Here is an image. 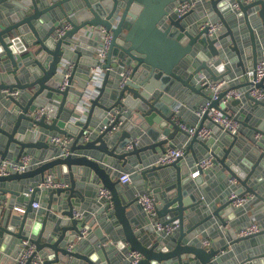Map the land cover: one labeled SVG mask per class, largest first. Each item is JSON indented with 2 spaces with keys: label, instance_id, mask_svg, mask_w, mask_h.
<instances>
[{
  "label": "water",
  "instance_id": "95a60500",
  "mask_svg": "<svg viewBox=\"0 0 264 264\" xmlns=\"http://www.w3.org/2000/svg\"><path fill=\"white\" fill-rule=\"evenodd\" d=\"M183 1L0 0V156L19 160L29 154L34 162L24 172L0 175V206L2 201L9 204L0 207V264H16L22 239L36 245L43 264H118L117 258L119 264H132V253L141 255L136 264H225L230 255L225 251L237 243L247 253L233 264H264V247H256L264 240V221L255 234L235 232L220 247L203 245L204 230L216 221L227 225L238 210L231 199L222 200L202 206L206 215L196 219L205 171L195 166L198 157H185L201 144L213 164L238 181L235 193L254 197L264 208V99L250 94L253 87L264 88V77L256 82L254 71L264 54V0H206L179 15L174 6ZM217 21L222 27L210 33L209 23ZM65 24L70 28L59 34ZM103 29L112 34L104 80L86 102ZM128 67L131 76L121 85L120 72ZM236 75L238 80L233 79ZM79 76L85 79L75 89ZM204 79L223 81L216 99L201 84ZM234 89L243 95L224 104ZM15 90L19 93L11 94ZM191 100L195 111L206 102L221 109L241 106L245 118L238 116L240 123L248 125L253 118L250 127L261 136L253 142V160L233 154L239 150L238 133L223 131V140L191 136L181 125L183 109L178 108ZM197 117L200 127L212 123L215 133L222 130L212 122L209 109ZM48 135L72 137L67 153L52 148ZM184 138V156L151 165ZM57 167L67 185L39 188L47 172L55 175ZM197 169L199 175L193 178ZM124 170L133 171L136 185L143 179L140 194L154 195L155 218L145 220L140 194L121 188ZM27 183L32 191L25 197L21 191ZM100 185L109 189L112 206L100 207L94 200ZM38 196L44 200L39 211L33 207ZM16 201L26 203L20 214L12 212ZM90 204L100 227L95 236L85 238L88 214L79 216ZM157 220H177L179 227L172 235H160L154 227ZM13 243L12 252L8 247Z\"/></svg>",
  "mask_w": 264,
  "mask_h": 264
},
{
  "label": "built area",
  "instance_id": "2783aa9c",
  "mask_svg": "<svg viewBox=\"0 0 264 264\" xmlns=\"http://www.w3.org/2000/svg\"><path fill=\"white\" fill-rule=\"evenodd\" d=\"M206 0H185L183 2H179L174 6V11L177 12L179 15H183L192 8H194L198 3L204 2ZM244 3H249L252 0H242ZM235 8H238V3L234 4ZM210 25V33L216 32L218 29L222 27V23L220 21L211 22ZM70 28V24H65L60 30L59 34H62L65 29ZM112 40L111 32H107L105 29L102 30V38L100 40V44L96 50V58L98 63L91 67L90 74L91 79L88 83V88L86 89V93L84 96V101L89 102L90 98L94 96L96 93L97 87L101 85L102 79L105 75V69L103 64L106 63V59L109 52V47ZM73 64L70 65L68 71L65 73L64 80L62 82V88L64 89L68 85V77L72 73ZM256 72V82L261 80L264 77V54L261 55L260 59L258 60L256 67L254 68ZM132 69L131 68H124L120 72V84L123 85L124 82L131 76ZM250 73V72H249ZM202 85H206L209 89L212 99H216L218 97L217 90L223 84V81H218L215 83L210 82L208 79H204L201 82ZM19 93L18 90L13 91L11 94L17 95ZM250 94L257 99H264V88H255L253 87L250 91ZM243 95V92L239 89H234L229 91L224 99L223 103L228 104L231 99L233 98H240ZM209 109V114L211 116L212 122L221 126L223 131L231 132L237 134L240 129V119L237 115L232 114L227 107L226 108H214L210 107V102H206L205 104L201 105L199 109L196 110V115L202 117L206 110ZM83 110V109H82ZM44 110L39 112V115L43 113ZM183 128H185L190 135L197 134L200 139L206 140L211 137L212 135V128L204 125L200 127L199 124L191 127H186L185 124H181ZM48 141L51 143L59 146L62 148L63 153L66 154V146L72 141V137L64 136V135H55L49 136ZM130 147V145L128 146ZM185 147L186 145L183 144L181 146L176 147H169L163 153H161L155 161L151 164L156 165H167L174 162L181 156L185 155ZM34 164L32 157L29 154H25L16 160L15 158H2L0 156V175H8L12 172H24L28 168H30ZM195 166L199 167L203 171H207L211 169L213 164V156L210 154L205 158L199 160ZM131 174L132 173H122L119 178L121 183H128L131 181ZM199 174V170L197 169L193 172V175ZM232 182H237L235 178H232ZM67 183L58 178L53 173H48L45 176V179L38 183L39 188H59L65 187ZM32 191V188L30 189ZM97 197L102 205L109 204L112 206L111 200V193L109 189L105 186L100 185L97 189ZM229 199L232 200V205L234 207H241L245 205L251 199V196H238L235 191H232L229 195ZM139 202L143 207V210L149 215L151 218H155L157 216L156 212V199L154 195L150 192H144L139 195ZM34 208L40 207V203L35 201L33 203ZM79 216V214H78ZM81 217V215L79 216ZM155 230L158 234L169 236L172 235L179 227V222L173 221L171 223L164 224L162 221H155L154 223ZM261 230V225L259 223H251L245 227H241L237 231L238 236H248L251 234H255ZM202 243L204 246H210L211 241L210 239H203ZM20 251L16 257V264H43L44 262V255L40 253L36 245L31 242L29 239H22L20 240ZM73 244L71 245V247ZM132 264H136L141 255L139 253H132Z\"/></svg>",
  "mask_w": 264,
  "mask_h": 264
},
{
  "label": "crops",
  "instance_id": "0c3cea01",
  "mask_svg": "<svg viewBox=\"0 0 264 264\" xmlns=\"http://www.w3.org/2000/svg\"><path fill=\"white\" fill-rule=\"evenodd\" d=\"M199 4V3H198ZM197 4V5H198ZM200 5V4H199ZM235 8V7H234ZM238 8H235V10H237ZM89 40L90 41H94L96 39V37L92 34L89 33ZM263 54V53H262ZM88 61L87 59L84 60V63L86 64ZM85 79V77L83 76H79L76 81L74 82V88L75 89H79L78 85L79 83L83 82ZM234 80H238V75H236V77L233 78ZM104 78L102 79L103 82ZM238 82V81H237ZM102 84V83H101ZM113 84V80L109 79L108 80V85H112ZM195 105V100H191L190 103H179L178 108H182V123L183 124H190L191 126H195L198 123V117L196 115V111L195 109H193V106ZM240 107L241 106H228L227 109L232 113L235 114L237 116L242 117V119L245 118V115H242L240 113ZM253 118L250 119L249 121H247L248 125H243L242 123L240 124V129L238 131V142L237 145L239 147V150H234L233 154L235 155V157H238L240 160L241 159H245L248 161H252L253 157H254V153L253 148H254V141H257L261 138V136L257 133L254 132V130L250 127V125L253 123ZM207 126L212 128V135L211 137H215L218 140H223L222 139V132L223 130H220L219 132L215 133L213 130V125L212 123H207ZM50 135H48L46 137L47 141H48V137ZM50 143V146L54 149L59 148V146L51 143L50 141H48ZM188 143V139L184 138V139H179L177 142V146H181L183 144L187 145ZM43 152L46 149H42ZM198 157L200 160L202 158H205L206 155L203 151V146L199 143H196L193 146V150L189 152L188 156L186 155V159H194V157ZM15 157V156H14ZM237 158V159H238ZM188 162V161H187ZM243 167H247V165L242 163ZM58 171H59V167L54 169V173L55 175L58 177ZM132 173L133 171L131 170H124L121 171L122 173ZM49 173V172H47ZM120 174V175H121ZM175 174V173H174ZM264 174V173H263ZM119 175V176H120ZM197 175H193L192 177H196ZM59 178V177H58ZM232 178H234L233 176H231L227 171H224V169L221 166H213L211 169L205 171V173L203 174V179H204V188L201 189V194L199 195V197L202 199V203L197 206V217L196 219L200 220L204 215H206V210L202 207V206H207L210 207L212 205L215 204H219L220 201L222 200H227L229 199V195L232 191H234L237 187H238V181L237 182H232ZM143 182V179L140 178ZM29 180V179H27ZM142 182H140L138 185H136L134 183V180L131 178V181L128 183H121V188H125V191H129V193L131 194L132 191H134V196H137L140 194V191L138 190V188H140L139 186L142 185ZM30 187H32V184H25L23 186V190L21 191V195L23 196H29L30 195ZM7 198L11 197L10 194H7ZM94 200H96L97 202H100L98 197H97V192L94 196ZM37 202L40 203V207L35 208V210L39 211L42 208V204H43V199L41 198V196L37 197ZM139 205L140 202L138 201ZM2 206H9L8 201H2ZM103 205H101L100 207H102ZM26 207V203L24 202H20V201H16L15 204H13L11 206L12 208V212L14 214H20L23 209ZM235 210H238L237 213L235 214L234 218L232 221L228 220V224L224 225L221 223L213 222L211 224V226H209L207 229L204 230L205 235L203 236V239L207 238L210 239L211 241V246H215V247H220L222 245L225 244V242L230 241V239L227 238V236L229 235L230 238H232V235H234V233L241 228V227H245L251 223H259L262 226V223L264 221V208H262V206L260 205V203L256 202V200L254 199V197L249 200V202H247L245 205L241 206V207H233ZM257 209H259L261 212L256 213L255 211H257ZM88 214V222L90 223L89 226L90 228L88 230H84V237L86 238L87 236H95V232L97 231V229L100 227L99 224L97 222L94 221V219L97 217V211L94 209V207L90 204L89 206H87V208H85L84 212H80V215H87ZM142 217L145 218H150L149 215H147V213L145 211H141ZM148 220V221H149ZM211 227H213V230H209L211 229ZM238 236V235H237ZM89 238V237H87ZM90 239H88L87 242H89ZM18 244H20V241L18 242ZM77 244V243H75ZM15 243L9 245L8 250L12 251L15 249ZM75 246V245H74ZM237 246V247H236ZM236 247V248H233ZM257 248L260 247H264V240L259 239V244H257L256 246ZM225 253H229V257L224 261L225 264H233L237 259H239L240 255H245L247 253L246 249H243L242 247V243H237L235 244V246H230ZM117 256H114L113 259L117 258ZM187 257V256H185ZM120 259L117 258V263H120Z\"/></svg>",
  "mask_w": 264,
  "mask_h": 264
}]
</instances>
